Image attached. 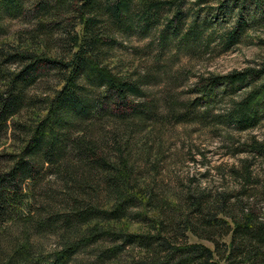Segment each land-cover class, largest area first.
<instances>
[{
  "label": "trees",
  "instance_id": "16d2710c",
  "mask_svg": "<svg viewBox=\"0 0 264 264\" xmlns=\"http://www.w3.org/2000/svg\"><path fill=\"white\" fill-rule=\"evenodd\" d=\"M210 3L238 19L201 20ZM245 8L264 13V0H0V264H264L249 186L172 188L161 175L162 127L264 123V61L200 76L182 101L159 59L141 71L116 54L165 15L160 56L208 49L217 33L227 51L243 41ZM14 21L27 28L8 42ZM245 147L264 158V134ZM249 167L232 176L250 184Z\"/></svg>",
  "mask_w": 264,
  "mask_h": 264
},
{
  "label": "rangeland",
  "instance_id": "374dc122",
  "mask_svg": "<svg viewBox=\"0 0 264 264\" xmlns=\"http://www.w3.org/2000/svg\"><path fill=\"white\" fill-rule=\"evenodd\" d=\"M192 2L194 0H188V4ZM209 6L204 5L203 8L206 11L200 13V19L203 21L217 20L220 24L222 22L228 24L235 23L238 19L236 15L238 12L236 11L225 13L217 10L215 4L210 3ZM207 8L214 9L210 11ZM252 9L245 8L243 12L242 18H244L247 26L242 43L230 47L227 51L220 45L219 34L217 33L215 41L210 44L208 49L189 54L186 51L179 53L174 48L169 47L164 52L162 51L163 54L160 56L158 37L159 32L167 24V15H165L162 23L153 30L150 37L146 39L136 37L126 42L127 45L124 43L129 47L127 51L118 50L116 54L125 60L126 65L132 64L134 68L141 71L142 69L151 71L159 59V68L164 70L169 67L170 73L180 78L174 83L175 89H172V92L182 101L189 98L193 99L195 96H188L186 92L200 76L206 77L209 74L225 76L234 71L258 68L264 61V13L262 11L255 13ZM260 18H263L262 22L255 24L254 19ZM10 25V36L4 40L13 42L18 36L17 34L27 27L21 21H14ZM135 51L139 53L136 54ZM165 82L163 79L159 85L151 86L150 89L155 95L162 96L167 86ZM224 105L219 104L218 108H223ZM161 130L164 145L168 149L161 165V175L172 188H175L179 182L188 184L191 179L203 187L212 186L219 190L227 189L236 192L241 190L242 186L247 185L249 186L247 188L248 193L255 198L245 199L263 210L264 158L244 153V148L250 144L253 138L262 140L264 123L259 128L244 133L228 132L218 128L210 129L198 124L178 126L168 124ZM246 164L250 166L249 171L252 176L250 184H246L242 179H235L231 173L232 168L241 171ZM128 227L130 232L142 230L138 225H128ZM189 241L191 244L199 243L212 247L210 243L198 241L193 236L189 237Z\"/></svg>",
  "mask_w": 264,
  "mask_h": 264
}]
</instances>
